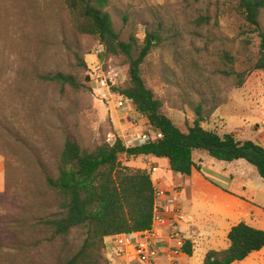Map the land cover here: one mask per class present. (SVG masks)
<instances>
[{
  "label": "rangeland",
  "instance_id": "1",
  "mask_svg": "<svg viewBox=\"0 0 264 264\" xmlns=\"http://www.w3.org/2000/svg\"><path fill=\"white\" fill-rule=\"evenodd\" d=\"M239 4L240 0H111L109 13L125 42L135 34L143 43L149 28L164 26L159 33L164 42L147 58L143 77L178 128L187 132L193 126L197 105H216L206 129L264 146V71L253 69L261 38L246 23ZM209 9L212 25L197 28L194 21L207 16ZM260 24L264 31V11ZM105 51L97 38L78 32L64 0H0V264L24 263L17 250L24 241L13 221L20 217L28 226L58 210L44 174L55 172L65 137L94 150L124 125L123 115L101 99L89 76L92 67L106 60L105 65L119 74L121 89L126 88V61L101 58ZM240 73L245 75L238 86ZM57 74L72 77L76 87L40 79ZM195 154L203 159L204 173L214 185L244 197L247 214L239 221L264 230V180L257 169L244 160L226 163L206 152ZM122 162L131 170L143 164L141 158ZM190 202L185 205L188 217L218 236L213 241L220 244L212 249L224 250L222 242L230 243L217 196L206 197L199 189ZM220 224L224 226L216 233L208 229ZM84 238V231L72 233L71 252ZM25 239L33 244V232ZM189 240L194 242L195 258H204L200 251L206 241L199 236ZM40 248L29 250L27 264H55L62 250L61 242L42 241Z\"/></svg>",
  "mask_w": 264,
  "mask_h": 264
},
{
  "label": "trees",
  "instance_id": "2",
  "mask_svg": "<svg viewBox=\"0 0 264 264\" xmlns=\"http://www.w3.org/2000/svg\"><path fill=\"white\" fill-rule=\"evenodd\" d=\"M64 3L78 32L104 44L106 51L101 58H124L129 80L121 94L132 102L135 112L144 115L151 126L162 132L163 139L135 148H126L120 140L114 145L103 142L89 150L67 135L55 172L44 174V184L56 196L58 210L50 217L37 218L28 226L23 218L13 221L24 241L17 248L23 264H27L29 250L37 251L42 241L61 242L62 250L55 264H110L106 255L107 238L152 228L155 191L151 173L147 169L131 170L124 166L123 159L164 158L168 159L174 173L191 176L194 169L202 172L194 160L195 153L200 151L226 163L247 161L264 180V146L252 140H239L233 133L220 135L204 127L218 106L206 109L202 104L197 105L194 108L197 119L187 132L164 113L162 102L156 99L143 77L147 58L164 42L159 34L164 29L162 24L156 29L149 28L143 43L135 34L125 42L116 32L109 13L111 0H64ZM239 8L246 23L261 38L259 59L253 69L264 71V31L260 24L264 0H240ZM208 13L194 21L197 28L212 25L210 9ZM226 60L233 61L229 55ZM244 75L236 74L238 86L242 85ZM40 79L49 84L76 87L73 78L63 74L40 76ZM31 231L33 244L25 239ZM75 231H84L85 238L77 251L71 252L69 237ZM228 241V248L209 251L202 264L244 261L264 249V230L241 222L230 230ZM185 252L193 256L191 242L187 243Z\"/></svg>",
  "mask_w": 264,
  "mask_h": 264
},
{
  "label": "built area",
  "instance_id": "3",
  "mask_svg": "<svg viewBox=\"0 0 264 264\" xmlns=\"http://www.w3.org/2000/svg\"><path fill=\"white\" fill-rule=\"evenodd\" d=\"M105 64L106 61L92 67L89 76L101 92V99L108 104L112 103L125 120L120 132L109 134L106 142L114 145L120 140L126 148H135L162 140V132L151 126L144 115L133 110L132 102L121 94L123 82L119 74ZM133 112L136 116L132 115ZM153 186L155 202L152 228L107 238L106 255L110 264H117L124 258H134L138 264H159L162 256L168 258V264H180V258L186 255L185 248L189 239L182 230L186 222V215L179 202L182 187L177 186L168 191L159 183Z\"/></svg>",
  "mask_w": 264,
  "mask_h": 264
},
{
  "label": "crops",
  "instance_id": "4",
  "mask_svg": "<svg viewBox=\"0 0 264 264\" xmlns=\"http://www.w3.org/2000/svg\"><path fill=\"white\" fill-rule=\"evenodd\" d=\"M256 143V142H255ZM143 161V164H141L139 169H147L151 173L152 181L154 183H159L162 187H164L168 191H172L177 186L182 187L181 194L179 195V202L181 204V207L186 215V222L182 226V230L185 234V236L188 239H191L193 236H199L202 237L205 243H202L201 248V254L204 255V258L206 254L209 251L215 250L212 249V247L218 246L220 243H216L213 241V238H218L217 235L208 234L206 229L203 227H200L191 217L189 218L187 215L188 212H186V203H191V198L194 193H196L197 190H203L206 197L209 196H217L218 203L222 208V213L226 216L225 220V228H226V236H228L230 230L233 228V226L239 224L244 217V214H247L245 212V209H247V204L244 200V197L241 195H238V193H233L230 191H227L226 189H223L217 185H214L205 175L204 170L201 163L203 162V159L196 158V154L194 155L195 163L202 168V172H198L196 169L193 170L191 176H185L181 174L174 173L171 168L168 159L164 158H155V157H149V158H141ZM226 177V176H225ZM230 177V175H229ZM234 179V177L231 178V180ZM194 181H195V190L194 192L191 190L192 185L194 187ZM234 181V180H232ZM235 182V181H234ZM188 187V189L186 188ZM189 187L191 189H189ZM192 191V192H191ZM232 219L238 220V223H228L231 222ZM243 221L247 224L249 221H246L243 219ZM249 225H253V223L250 222ZM214 227L208 229H215V233L217 229L223 228L224 224L220 225H213ZM207 233V234H204ZM193 235V236H192ZM210 241L212 245L210 244ZM189 242H191L189 240ZM194 243V242H192ZM225 246L224 249L228 248L229 245L226 242H222ZM195 248V247H194ZM215 250V251H221ZM196 251L194 252L193 256L190 257L187 254L180 258V264H202L204 261V258H195L196 257ZM198 261V262H196ZM138 264V261L134 258H124L120 261H118L117 264ZM159 264H168V258L166 256H162L159 260ZM234 264H264V249L258 253L252 254L249 258L245 259L244 261L237 262Z\"/></svg>",
  "mask_w": 264,
  "mask_h": 264
}]
</instances>
